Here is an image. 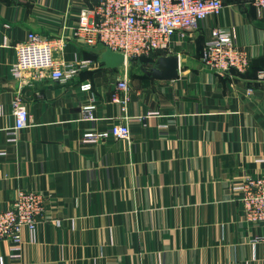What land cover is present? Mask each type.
<instances>
[{
  "label": "crops",
  "instance_id": "1",
  "mask_svg": "<svg viewBox=\"0 0 264 264\" xmlns=\"http://www.w3.org/2000/svg\"><path fill=\"white\" fill-rule=\"evenodd\" d=\"M89 1L0 0V209L20 191L46 198L45 216L34 236L23 230L21 250L0 240V264H264V240L254 242L262 226L244 221L233 189L264 176V56L244 74H221L201 53L213 21L235 28L252 58L261 56L264 16L253 0H224L221 16L179 51V77L132 76L123 111L112 96L128 69L97 65L72 36ZM30 32L53 40L56 60L79 64L69 82L46 69L15 77V47ZM86 61L93 63L81 67ZM85 82L91 90L81 89ZM15 95L31 123L12 140ZM88 104L94 120L84 118ZM125 117L130 139L83 140Z\"/></svg>",
  "mask_w": 264,
  "mask_h": 264
},
{
  "label": "built area",
  "instance_id": "2",
  "mask_svg": "<svg viewBox=\"0 0 264 264\" xmlns=\"http://www.w3.org/2000/svg\"><path fill=\"white\" fill-rule=\"evenodd\" d=\"M253 5L258 14L264 16V0H253ZM224 8V0H90L76 14L71 32L82 46L109 47L124 53L127 60L158 52L180 56L179 51L184 48L190 34L203 27L206 20L221 16ZM206 27L210 35L202 53L204 66L221 74L233 69L245 72L252 56L239 42L236 29L213 21ZM15 48L17 61L12 68L15 77H21L27 70L46 69L51 78L67 83L80 70L77 62L56 60L52 53L53 40L35 32H30L27 41ZM89 63L93 62H82L80 66L86 67ZM259 77H264V70L259 72ZM129 82L128 71H125L118 78L112 96L123 111H126L130 99ZM80 87L89 91L92 84L85 82ZM122 92L123 95L120 94ZM94 110V104L86 105L84 118L94 120ZM13 111L15 122L8 134L12 140H17L19 132L30 125L31 114L18 95L13 99ZM130 119L125 117L123 121L114 122L104 132L87 131L83 140L98 143L107 137L130 139ZM233 189L239 192L244 221L262 226L263 235L256 236L254 242L264 240V176L249 178ZM45 210L43 193L20 191L7 208L0 209V240L13 242L15 252L21 250L23 230L27 229L34 236ZM60 223V220L56 221L57 225Z\"/></svg>",
  "mask_w": 264,
  "mask_h": 264
},
{
  "label": "water",
  "instance_id": "3",
  "mask_svg": "<svg viewBox=\"0 0 264 264\" xmlns=\"http://www.w3.org/2000/svg\"><path fill=\"white\" fill-rule=\"evenodd\" d=\"M97 64L105 68L118 69L130 62L122 52L113 51L109 47H101L94 51ZM181 59L178 54L158 56L150 66H141V70L150 78L156 80H174L179 77Z\"/></svg>",
  "mask_w": 264,
  "mask_h": 264
},
{
  "label": "trees",
  "instance_id": "4",
  "mask_svg": "<svg viewBox=\"0 0 264 264\" xmlns=\"http://www.w3.org/2000/svg\"><path fill=\"white\" fill-rule=\"evenodd\" d=\"M206 41V40H205ZM204 47H205V43H204ZM98 48H100V47H98ZM98 48H91V51H92V54H93V57L96 59L95 61L97 62V55L94 53V51L96 50V49H98ZM204 49V48H203ZM202 49V50H203ZM201 53H203V52H201ZM165 53L164 52H158V53H155V54H151V55H149V56H140V57H133V58H131L130 59V62H135L136 60H140L141 58H143V57H145V59H147V60H150V63L151 64H149V65H152L153 63H154V61H155V59L158 57V56H161V55H164ZM264 56V54H262L261 56H258V57H254V58H252L251 60H250V65H249V67L250 66H252V64L256 61V60H258L259 59V57L260 58H262ZM140 63V62H139ZM97 64V63H96ZM98 65V64H97ZM99 66H101V65H99ZM144 67L146 66V65H143ZM248 67V68H249ZM262 69L260 70V71H262V70H264V65L261 67ZM233 71V73H235V74H244V73H239V72H237L236 70H232ZM259 76V75H258Z\"/></svg>",
  "mask_w": 264,
  "mask_h": 264
},
{
  "label": "rangeland",
  "instance_id": "5",
  "mask_svg": "<svg viewBox=\"0 0 264 264\" xmlns=\"http://www.w3.org/2000/svg\"><path fill=\"white\" fill-rule=\"evenodd\" d=\"M149 64H151L150 60L145 59V57L141 58L140 60H136L135 62H130L129 65L126 67L128 69L129 79H131L132 76L133 77L137 76L138 74L145 76V75H143L144 73L142 72L140 67L143 65L150 66ZM231 72H233V71L231 70ZM237 72H239V71H237ZM239 73H242V72H239Z\"/></svg>",
  "mask_w": 264,
  "mask_h": 264
}]
</instances>
